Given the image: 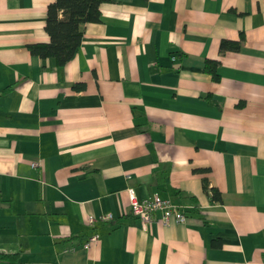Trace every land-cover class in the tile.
Segmentation results:
<instances>
[{"label":"crops","instance_id":"1","mask_svg":"<svg viewBox=\"0 0 264 264\" xmlns=\"http://www.w3.org/2000/svg\"><path fill=\"white\" fill-rule=\"evenodd\" d=\"M54 1L0 0V253L264 264V0H111L62 68L27 48L49 42ZM241 36L237 52H219ZM128 190L181 207L185 223L164 227L156 213L143 227Z\"/></svg>","mask_w":264,"mask_h":264},{"label":"trees","instance_id":"2","mask_svg":"<svg viewBox=\"0 0 264 264\" xmlns=\"http://www.w3.org/2000/svg\"><path fill=\"white\" fill-rule=\"evenodd\" d=\"M111 0H55L46 9L45 31L49 37L47 43H32L27 46L30 55L40 59H54L58 68L64 67L77 53L81 41V25L86 23H98L100 21V6ZM241 41L222 40L219 44V52H237ZM219 62L206 60L204 71L211 76L212 81L218 82L220 76L217 73ZM82 85H76L75 90L82 89ZM244 103H239L241 107ZM205 170H197L204 172ZM202 189L208 195L211 203H221V193L209 187L206 179L202 180ZM0 264H24L20 253H0Z\"/></svg>","mask_w":264,"mask_h":264},{"label":"built area","instance_id":"3","mask_svg":"<svg viewBox=\"0 0 264 264\" xmlns=\"http://www.w3.org/2000/svg\"><path fill=\"white\" fill-rule=\"evenodd\" d=\"M38 163H33L32 167H37ZM129 209L130 213L137 218L143 227L151 226L155 223L154 215L160 213L161 217L157 221L162 226L166 227L171 223L182 224L186 221L184 210L170 201L160 198L157 195L149 199L139 201L132 190H128ZM113 219V215L107 214L100 218L102 222H108ZM94 223L93 218L88 219V224ZM97 235L91 236L88 241L83 245L84 249H89L90 246L98 241Z\"/></svg>","mask_w":264,"mask_h":264}]
</instances>
